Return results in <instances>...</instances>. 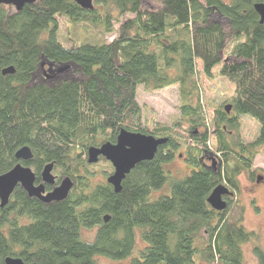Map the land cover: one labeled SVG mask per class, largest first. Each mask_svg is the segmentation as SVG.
Instances as JSON below:
<instances>
[{
	"label": "trees",
	"instance_id": "trees-1",
	"mask_svg": "<svg viewBox=\"0 0 264 264\" xmlns=\"http://www.w3.org/2000/svg\"><path fill=\"white\" fill-rule=\"evenodd\" d=\"M151 1L155 8L141 0H94L93 10L72 0H36L20 11L0 5V175L17 165L16 152L27 146L33 157L25 165L36 183L49 163L57 184L65 177L74 183L65 200L49 204L14 189L0 209V264L6 257L36 264H98L99 257L242 264V245L257 236L243 226L238 195L239 177L264 147V22L253 9L264 0ZM71 26L85 36L74 39ZM228 52L236 59L227 60ZM42 60L71 64L80 78L32 83ZM197 60L206 73L221 64L220 74L234 87L235 117L224 107L193 103L201 91ZM8 67L14 73L3 75ZM171 85L178 87L180 120L172 127L148 123L137 88ZM239 115L258 123L254 141L231 139ZM121 129L167 142L115 193L104 178L113 171L110 163L101 173L90 171L86 156L90 146L115 143ZM180 150L191 171L171 179L167 166ZM211 157L219 163L215 171L206 164ZM167 183L170 194L151 199ZM218 185L232 193L223 197L222 211L207 203ZM137 236L143 247L133 255ZM254 254L264 264L259 247Z\"/></svg>",
	"mask_w": 264,
	"mask_h": 264
},
{
	"label": "rangeland",
	"instance_id": "rangeland-1",
	"mask_svg": "<svg viewBox=\"0 0 264 264\" xmlns=\"http://www.w3.org/2000/svg\"><path fill=\"white\" fill-rule=\"evenodd\" d=\"M144 8L152 9L156 5L151 0H141ZM112 9V7H111ZM113 10V9H112ZM114 14L115 12L112 11ZM129 17V16H126ZM224 24L225 20L220 19ZM117 24L114 27L117 28ZM72 36L76 40H80L85 36V33L78 27L71 26ZM112 37L108 39L111 41ZM227 60H235L233 54L227 53ZM45 72L48 71L47 65H44ZM58 66V65H57ZM54 68V67H53ZM59 72L55 73L57 79H46L47 84L56 83L57 80H75L80 78L77 68L71 64L58 66ZM221 64L215 65L210 73H206L199 60L195 62L194 78L198 80L200 87L198 97L194 96L193 103L206 102L211 107H218L223 110V107L231 104V99L235 97L233 85L220 74ZM41 79L35 76L32 83H38ZM137 101L142 107L143 118L147 119L148 123L156 122L162 125L172 127L180 120V99L177 85H171L159 90H149L140 86L137 88ZM229 116L235 117L236 114L231 108ZM154 120V121H153ZM237 129L230 131L231 139L240 137L243 143L252 142L258 135V123L246 115L237 117ZM230 137V136H229ZM258 154L254 158L253 166L249 173L245 172L239 177L240 193L238 200L244 207L243 226L247 231L254 232L256 239L242 245L243 260L242 264H259L258 258L254 254V248L257 246L264 252V147H258ZM108 164L107 161L101 159L97 164L89 165L90 171L101 173ZM171 171V179H182L191 171L189 164L184 162L183 150L175 154L172 162L167 166ZM105 176V175H104ZM106 175L104 178H106ZM99 179L102 177L97 176ZM262 177L263 180L257 183V178ZM169 184L167 183L163 189L154 191L151 199H155L161 195H169ZM84 237L91 239L92 233L85 232ZM143 247V243L137 236L136 246L133 250V255H137L138 251ZM98 264H128V260L123 262L111 261L104 257L97 258Z\"/></svg>",
	"mask_w": 264,
	"mask_h": 264
},
{
	"label": "water",
	"instance_id": "water-1",
	"mask_svg": "<svg viewBox=\"0 0 264 264\" xmlns=\"http://www.w3.org/2000/svg\"><path fill=\"white\" fill-rule=\"evenodd\" d=\"M36 0H0V5L13 6L16 11H20L24 5L32 4ZM80 8L84 10H93L94 0H72ZM253 9L259 16V23L264 22V4L255 3ZM47 65L48 71L45 72L47 77L54 76L59 72L58 66H53L52 63H47L44 60L40 62L39 67ZM54 67V68H53ZM14 68L8 67L2 70V74H13ZM230 105H226L224 110L229 113ZM167 142L166 138H155L151 135H145L136 132H129L121 129L116 137L115 143L106 142L100 146H90L87 149L86 162L88 165L97 164L101 159H104L113 168V171L106 177V182L109 184L115 193H119L122 189V181L126 176L141 162L151 161L158 148ZM33 155L29 147L20 148L15 158L18 161L17 165L10 171L0 175V209H3L9 202L14 189L19 186L24 190L30 198H36L42 203L49 204L52 202H60L65 200L71 189L73 181L69 177L63 178L58 184L56 183L53 174L54 164L45 165L40 173V182L36 183V176L33 170L26 166L25 163L32 159ZM216 163L213 160L214 164ZM262 180V177L257 178V183ZM51 187L50 191L46 187ZM232 195L223 185H218L213 189L207 203L215 211H222L226 208L227 203L223 199L224 196ZM104 222H107L109 216H105ZM3 264H36L25 263L20 258L6 257Z\"/></svg>",
	"mask_w": 264,
	"mask_h": 264
},
{
	"label": "flooded vegetation",
	"instance_id": "flooded-vegetation-1",
	"mask_svg": "<svg viewBox=\"0 0 264 264\" xmlns=\"http://www.w3.org/2000/svg\"><path fill=\"white\" fill-rule=\"evenodd\" d=\"M11 7H13V6H11ZM45 67L46 66H43V67H39V69H38V71H37V73H35V75H34V77L35 76H38L40 79H41V81L40 82H47L46 81V79H48L50 82H51V80H53V79H57V77L54 75V76H49V77H47V75L45 74ZM212 158V162H210V163H206L207 164V167L209 168V169H211V170H213V171H215L218 167H219V163H214V164H212L213 163V157H211ZM262 180H263V178H262ZM261 180V181H262ZM260 181V182H261Z\"/></svg>",
	"mask_w": 264,
	"mask_h": 264
},
{
	"label": "bare ground",
	"instance_id": "bare-ground-1",
	"mask_svg": "<svg viewBox=\"0 0 264 264\" xmlns=\"http://www.w3.org/2000/svg\"><path fill=\"white\" fill-rule=\"evenodd\" d=\"M47 190V189H46ZM51 190V189H50ZM50 190H47V191H50Z\"/></svg>",
	"mask_w": 264,
	"mask_h": 264
}]
</instances>
